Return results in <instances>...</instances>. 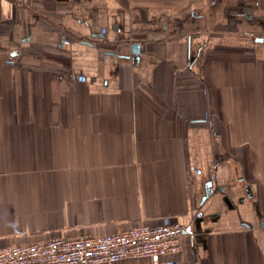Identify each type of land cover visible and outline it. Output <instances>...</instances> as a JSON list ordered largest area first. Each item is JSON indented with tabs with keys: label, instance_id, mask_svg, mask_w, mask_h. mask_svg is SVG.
Returning a JSON list of instances; mask_svg holds the SVG:
<instances>
[{
	"label": "crops",
	"instance_id": "crops-1",
	"mask_svg": "<svg viewBox=\"0 0 264 264\" xmlns=\"http://www.w3.org/2000/svg\"><path fill=\"white\" fill-rule=\"evenodd\" d=\"M166 217L264 264V0H0V247Z\"/></svg>",
	"mask_w": 264,
	"mask_h": 264
},
{
	"label": "built area",
	"instance_id": "built-area-1",
	"mask_svg": "<svg viewBox=\"0 0 264 264\" xmlns=\"http://www.w3.org/2000/svg\"><path fill=\"white\" fill-rule=\"evenodd\" d=\"M184 231L166 217L155 226L140 223L103 235L14 243L0 247V264H103L139 258L167 264L162 257L181 250Z\"/></svg>",
	"mask_w": 264,
	"mask_h": 264
},
{
	"label": "water",
	"instance_id": "water-1",
	"mask_svg": "<svg viewBox=\"0 0 264 264\" xmlns=\"http://www.w3.org/2000/svg\"><path fill=\"white\" fill-rule=\"evenodd\" d=\"M139 45H137V44H134V45H132V48H131V51H132V53H138V50H139V47H138Z\"/></svg>",
	"mask_w": 264,
	"mask_h": 264
}]
</instances>
